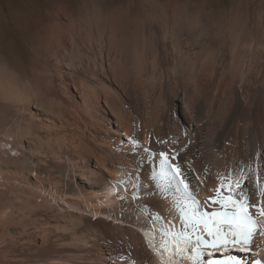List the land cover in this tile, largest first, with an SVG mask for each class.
<instances>
[{
    "label": "bare ground",
    "instance_id": "1",
    "mask_svg": "<svg viewBox=\"0 0 264 264\" xmlns=\"http://www.w3.org/2000/svg\"><path fill=\"white\" fill-rule=\"evenodd\" d=\"M243 9L47 1L26 70L0 59V264H264V3ZM161 152L207 226L157 188ZM241 204L252 234L217 252L211 213Z\"/></svg>",
    "mask_w": 264,
    "mask_h": 264
},
{
    "label": "rangeland",
    "instance_id": "2",
    "mask_svg": "<svg viewBox=\"0 0 264 264\" xmlns=\"http://www.w3.org/2000/svg\"><path fill=\"white\" fill-rule=\"evenodd\" d=\"M47 1L51 3L62 1L66 3L70 11L76 10L80 3V0H0V59L7 61L15 68L26 70L29 64V42L43 26L40 14L47 6ZM102 1L105 6L114 7L126 0ZM180 1L188 9L204 8L212 13L228 11L239 5L245 8L243 10H252L255 5L264 3V0Z\"/></svg>",
    "mask_w": 264,
    "mask_h": 264
},
{
    "label": "snow or ice",
    "instance_id": "3",
    "mask_svg": "<svg viewBox=\"0 0 264 264\" xmlns=\"http://www.w3.org/2000/svg\"><path fill=\"white\" fill-rule=\"evenodd\" d=\"M160 156V171L153 172V179L156 180V186L161 192H166L174 188L177 193L181 194V198L186 203L182 206V212L187 215V227H190L194 232L198 223H205L203 219L205 214L199 213L197 210L198 201L195 199L192 192L189 191V185L185 183L187 179L181 169L173 163H170V157L166 153H159ZM264 196V191L261 192ZM231 200V197L228 198ZM233 207H236L238 202L231 201ZM227 207V205H225ZM240 210L231 213H211L212 217H222L220 223L228 226V231L225 232L222 228L217 227L215 231L209 230V234L213 236L211 247L219 252V247L243 248L248 242V237L252 234L255 221L247 213L244 205H239ZM264 214V209H261ZM213 223H217L213 220ZM179 235L185 238H190L188 232H181ZM217 241L220 242L219 246ZM207 243L202 241L201 236L196 237V246L192 249L193 254L197 257L200 255V244ZM209 264H241V261L230 255L225 258H220L215 261H210Z\"/></svg>",
    "mask_w": 264,
    "mask_h": 264
}]
</instances>
